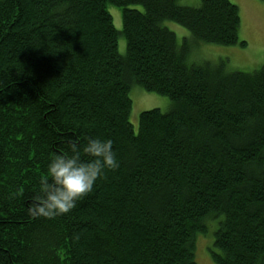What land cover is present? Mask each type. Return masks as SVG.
Masks as SVG:
<instances>
[{
    "label": "trees",
    "instance_id": "16d2710c",
    "mask_svg": "<svg viewBox=\"0 0 264 264\" xmlns=\"http://www.w3.org/2000/svg\"><path fill=\"white\" fill-rule=\"evenodd\" d=\"M240 25L231 0H0V264H198L211 230L215 264H264V65L191 57L245 46ZM134 85L172 101L137 132ZM86 135L120 167L69 213L30 215L50 156Z\"/></svg>",
    "mask_w": 264,
    "mask_h": 264
},
{
    "label": "rangeland",
    "instance_id": "374dc122",
    "mask_svg": "<svg viewBox=\"0 0 264 264\" xmlns=\"http://www.w3.org/2000/svg\"><path fill=\"white\" fill-rule=\"evenodd\" d=\"M201 0H180V4L190 7H198ZM240 10L241 25L239 39L246 42L245 46L220 45L213 43H199L193 47L191 57L200 61H211L212 63L224 62L228 70H241L252 72L264 65V1L262 0H231ZM109 11L113 15L116 28H122V13L119 7L110 5ZM165 25L174 31L181 44L184 38H190L191 33L185 27L172 21H165ZM119 52L124 54L126 42L123 37L119 38ZM133 102L130 121L135 131H138L140 113L145 110L159 108L163 112L171 108L172 101L163 95L148 92L138 85H134L130 92ZM215 230V229H214ZM214 232V231H213ZM211 230L207 236H199L196 248V261L198 264H215L212 260L210 250L214 249V233ZM209 245V246H207Z\"/></svg>",
    "mask_w": 264,
    "mask_h": 264
},
{
    "label": "clouds",
    "instance_id": "9594fccd",
    "mask_svg": "<svg viewBox=\"0 0 264 264\" xmlns=\"http://www.w3.org/2000/svg\"><path fill=\"white\" fill-rule=\"evenodd\" d=\"M120 167L111 138L86 135L83 142L71 141L66 150L50 156L29 214L54 219L73 210L77 203L94 191L107 171Z\"/></svg>",
    "mask_w": 264,
    "mask_h": 264
}]
</instances>
